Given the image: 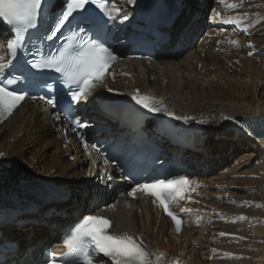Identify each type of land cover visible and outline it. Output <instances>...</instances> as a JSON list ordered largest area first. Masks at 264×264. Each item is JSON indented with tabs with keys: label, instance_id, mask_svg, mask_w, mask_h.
Segmentation results:
<instances>
[{
	"label": "bare ground",
	"instance_id": "obj_1",
	"mask_svg": "<svg viewBox=\"0 0 264 264\" xmlns=\"http://www.w3.org/2000/svg\"><path fill=\"white\" fill-rule=\"evenodd\" d=\"M249 5L250 0L165 1L163 12L168 16L180 8L179 16L165 29L170 39L166 51H170L152 62L115 63L111 70L120 74L119 80L95 88L80 102L89 122L106 129L118 124V118L105 110L107 103L148 97L173 114L162 111L180 132H193L188 148L165 145L180 152L185 170L200 189V204L191 206L192 215L185 217L180 235L171 231L164 218L155 235L156 219L138 201H112L117 210L112 213L113 231H128L146 248L156 250L159 256L151 264H264V140L253 141L230 126L237 117L264 119V63L250 61L253 58L242 46L252 19L235 14ZM217 13L225 26L212 23L208 28L210 17ZM229 19L242 23L238 27L224 22ZM5 35L0 29V51ZM200 36L201 42L196 43ZM41 109L36 102H24L0 126V213L8 195L51 196L27 213L0 220V233L17 243L15 256L24 264H31L29 257L35 261L43 247L60 248L63 228L91 205H98L114 186L102 170L89 167L75 136L68 129L67 134L62 131L66 129L62 120ZM154 125L148 121L146 128L152 131ZM251 166L253 170H247ZM217 174L224 182L214 180ZM211 188L217 190L211 193Z\"/></svg>",
	"mask_w": 264,
	"mask_h": 264
},
{
	"label": "snow or ice",
	"instance_id": "obj_2",
	"mask_svg": "<svg viewBox=\"0 0 264 264\" xmlns=\"http://www.w3.org/2000/svg\"><path fill=\"white\" fill-rule=\"evenodd\" d=\"M50 2L51 0H0V20L14 29V35L5 38L7 52L10 56L17 58L20 65L19 76L24 81L34 75L33 70L41 73L54 71L65 80L71 101L78 102L81 98H86L92 89L102 82L111 64L117 59L114 50L106 40H100L99 36L92 38L85 31L89 26L97 31L105 27L103 18L91 17V14L87 13L86 6L96 5L111 20L119 17L121 9L113 6L115 15H112L107 4L102 3V0H63L59 11L49 13L51 19L47 21L46 39H57L70 18L77 19L74 14L80 12L79 20L82 23L78 24V30L70 29V35L64 37V43L54 49L47 59L38 60L35 56L32 59H23L20 56V49L26 42V33L39 26L44 19V6ZM128 2L134 3L135 0H128ZM219 15L217 13V16ZM122 19H128L127 13H124ZM243 19H247V14ZM224 22L233 23L239 27L242 20L229 19ZM78 32L83 34L78 35ZM231 43L235 45L237 41L233 40ZM73 45L76 48L74 54L70 52ZM251 54L249 52V55ZM2 67L0 65V68ZM25 98L20 81L6 74L5 79L0 80V120L11 115ZM32 98H39L52 107L57 106V101L51 97L33 96ZM133 100L149 113L167 112L158 104H154L151 98L138 99L137 96H133ZM167 114L173 115L171 112ZM75 123L77 127H85L80 121ZM246 131L248 135L259 136L264 140V125L257 129L255 122H250L246 126ZM189 185L190 181L184 178L136 182L127 195L135 198L137 192H142L153 197L154 203L158 202L164 213L172 219L176 231L179 232L181 218L170 211L169 201L177 196L183 198L182 194ZM240 219L244 220L245 217L241 216ZM110 227L111 222L105 217L91 214L83 216L66 234L64 261H70L71 264H96V261L92 259V253H96L103 254L111 261V264H151L152 253L146 251L136 238L128 234H110L108 231ZM220 235L224 236L225 233ZM47 264H57V261L51 259Z\"/></svg>",
	"mask_w": 264,
	"mask_h": 264
},
{
	"label": "rangeland",
	"instance_id": "obj_3",
	"mask_svg": "<svg viewBox=\"0 0 264 264\" xmlns=\"http://www.w3.org/2000/svg\"><path fill=\"white\" fill-rule=\"evenodd\" d=\"M163 1V4H165V0H159V2H162ZM247 1V0H246ZM249 1V0H248ZM251 1H252V3H251ZM254 1V2H253ZM260 1H262V2H260ZM254 3V4H253ZM258 3V4H257ZM261 3V4H260ZM262 3H264V1L263 0H250V4L251 5H249V7H247L246 9H242V11L240 10H237V12H235V14L236 15H241V18H243V16L245 15V13L248 15V19L247 20H249V19H252V21L251 20H249L248 21V23H249V29H251V32H250V30H249V35L248 36H246L245 38H244V40L242 39V46L243 47H246V48H244V50L246 51V55L248 56V58H249V56H250V58L249 59H252V60H250V61H252L254 64H261V63H264V60H261V59H264V36H263V34H264V21H263V19H264V4H262ZM251 7V8H250ZM243 10H245V12L243 11ZM244 13L243 14V16H242V14H238V13ZM258 19H259V21H258ZM255 21V22H254ZM261 21H263V22H261ZM257 23V24H256ZM259 24V25H258ZM262 24V25H261ZM250 25H252V27L250 26ZM259 26V27H258ZM261 26V27H260ZM261 29V30H260ZM258 30V31H257ZM260 31V32H259ZM263 31V32H262ZM260 34H259V33ZM258 33V34H257ZM251 34V35H250ZM262 35V36H261ZM262 38V39H260V42H259V38L260 37ZM247 39V40H246ZM241 42V41H240ZM245 42V43H244ZM262 42V43H261ZM244 43V44H243ZM247 43V44H246ZM251 45V48H249V45ZM261 44V45H260ZM245 45V46H244ZM260 47H259V46ZM262 46V47H261ZM263 49V50H262ZM250 52L251 51V55H249L248 54V51ZM257 50V51H256ZM167 52H168V50H167ZM245 55V56H246ZM171 58V57H170ZM259 58H261V59H259ZM256 59H258L257 61H256ZM254 60V61H253ZM258 62H260V63H258ZM262 91L261 92H263L264 91V87H262V89H261ZM261 94V93H260ZM234 131V130H233ZM235 132V131H234ZM235 133H239V132H235ZM242 134V133H241ZM243 135V134H242ZM244 136H246V135H244ZM207 140H210V138H207ZM69 161H71V159H68ZM232 165V164H231ZM253 168V166H251L250 168H248L247 170H253L252 169ZM223 170H224V168H222L221 170H218V173H220L219 171H222L223 172ZM243 170H245V169H243ZM250 170V171H251ZM217 176V178L218 179H214L216 182L217 181H221V182H224L223 180H222V176L220 177V175L218 176V174L216 175ZM221 178V179H220ZM219 189V188H218ZM217 189H215L214 190V188L212 189L211 188V190H209V192L211 191V193L212 192H215ZM222 190H224L223 188H221V190L220 191H222ZM225 191H227V192H233V193H236L233 189H225ZM18 195H20V194H18ZM31 198V199H30ZM36 198V199H35ZM43 197H38V196H33V198H32V196H30V197H24V198H18V197H16L14 194H12V196H10V195H8L7 197H5V199H3L4 200V208H3V210H2V212L0 213V220H2V219H5L8 215H12V214H15V215H20V214H24V213H27V212H29V211H31V210H33V209H35V208H37L38 206H40V205H42L43 203H47V202H49L50 201V199H51V196H44V198L42 199ZM47 198V199H46ZM45 199H46V201H45ZM35 200V201H34ZM43 202H42V201ZM35 202V203H34ZM41 202V203H40ZM26 204V205H25ZM37 204V205H36Z\"/></svg>",
	"mask_w": 264,
	"mask_h": 264
},
{
	"label": "water",
	"instance_id": "obj_4",
	"mask_svg": "<svg viewBox=\"0 0 264 264\" xmlns=\"http://www.w3.org/2000/svg\"><path fill=\"white\" fill-rule=\"evenodd\" d=\"M250 122H255V127L257 129L261 125H264V119H262L259 116L254 115V116H251L249 118H241V117L234 118L231 121L230 126H231L232 130H234L235 132L243 133L247 137H249L250 139H252L254 141L262 140L259 136L248 135V133L246 131V126H248Z\"/></svg>",
	"mask_w": 264,
	"mask_h": 264
}]
</instances>
